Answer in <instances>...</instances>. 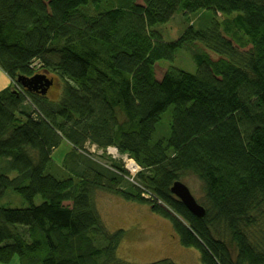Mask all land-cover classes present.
Listing matches in <instances>:
<instances>
[{"label":"trees","instance_id":"trees-1","mask_svg":"<svg viewBox=\"0 0 264 264\" xmlns=\"http://www.w3.org/2000/svg\"><path fill=\"white\" fill-rule=\"evenodd\" d=\"M179 12L195 17L166 42L157 27ZM181 51L196 72L173 67ZM0 67L13 81L0 92V264H130L97 190L171 219L203 264H264V0H0ZM38 75L58 78L56 100L19 80ZM64 139L129 154L137 186L112 160L68 154L57 171ZM187 177L204 185V218L172 196ZM13 195L22 207L3 204Z\"/></svg>","mask_w":264,"mask_h":264},{"label":"rangeland","instance_id":"rangeland-1","mask_svg":"<svg viewBox=\"0 0 264 264\" xmlns=\"http://www.w3.org/2000/svg\"><path fill=\"white\" fill-rule=\"evenodd\" d=\"M204 14L208 18L214 17L213 12L203 11L197 14L199 15L198 20H200V18H205ZM194 17L195 16L190 15L187 18L184 14L179 12L168 24L159 26L157 29L161 32L166 42H173L181 37L188 26V21H192ZM198 26L199 25H197V27ZM177 57L173 63V67L191 73L196 72V65L188 52L181 51L178 53ZM166 67L167 65L164 64L162 67L158 68L159 76L165 72ZM51 77L56 80L51 79ZM47 78L53 80L54 84L51 91L46 95L56 100L61 89H63L62 85L57 81L58 78L54 75H49ZM2 79L4 83H0V92L10 87V85H13L12 79L0 67V82H2ZM25 104V106L29 107L30 113L32 111L34 117L35 115L33 112L36 111V107L30 101H28V103L25 102ZM73 150V144L64 139L59 147L51 153L54 157L52 167L59 172H63L62 169L65 167V157L68 154H70L69 162L71 165L77 161L79 155H84L95 165L102 166L113 172L114 170L110 166L111 160L114 162H122L123 169L127 172V177L125 178L128 187H132L133 185L137 186L136 177L142 168L129 154H121L115 147L99 149L95 145L89 144H86V146L84 144L82 149H76L77 153H73ZM85 165L89 166L87 163ZM182 181L190 187L192 194L201 205V203L204 202V185L202 182L196 177H187ZM95 196L96 207L108 229L111 232H116L118 230H124L126 232L117 252L120 259L130 264H151L163 259H171L176 264H203L197 249L185 247L181 244L179 237L173 230L172 220L165 216L154 214L149 204L127 200L121 195L108 193L102 190H97ZM172 196L177 198V195L174 193ZM40 199L41 198L36 199L37 204L41 203ZM3 204L12 208H20L23 205L19 199L14 202H9L8 199L3 200ZM158 204L166 208L162 200L158 201ZM11 264H20V261L15 258Z\"/></svg>","mask_w":264,"mask_h":264},{"label":"water","instance_id":"water-1","mask_svg":"<svg viewBox=\"0 0 264 264\" xmlns=\"http://www.w3.org/2000/svg\"><path fill=\"white\" fill-rule=\"evenodd\" d=\"M21 82L25 83V86L33 91L41 92L46 95L49 89L53 86V80H49L45 75L35 76L31 79L24 77L19 78ZM172 194H176L177 199H179L184 206L196 217L204 218L206 211L203 206H201L188 186L181 182H176L172 188Z\"/></svg>","mask_w":264,"mask_h":264},{"label":"bare ground","instance_id":"bare-ground-1","mask_svg":"<svg viewBox=\"0 0 264 264\" xmlns=\"http://www.w3.org/2000/svg\"><path fill=\"white\" fill-rule=\"evenodd\" d=\"M183 184H185V183H183ZM14 197H15V195H13V197H12V199H13L12 202H14Z\"/></svg>","mask_w":264,"mask_h":264},{"label":"crops","instance_id":"crops-1","mask_svg":"<svg viewBox=\"0 0 264 264\" xmlns=\"http://www.w3.org/2000/svg\"><path fill=\"white\" fill-rule=\"evenodd\" d=\"M0 83H4V80L2 79V82H0ZM1 85V84H0Z\"/></svg>","mask_w":264,"mask_h":264},{"label":"flooded vegetation","instance_id":"flooded-vegetation-1","mask_svg":"<svg viewBox=\"0 0 264 264\" xmlns=\"http://www.w3.org/2000/svg\"><path fill=\"white\" fill-rule=\"evenodd\" d=\"M52 88V87H51ZM51 88L49 89V91L48 92H50L51 91Z\"/></svg>","mask_w":264,"mask_h":264}]
</instances>
